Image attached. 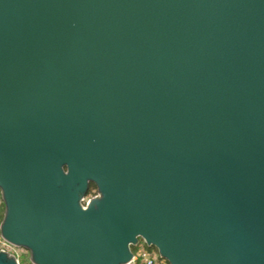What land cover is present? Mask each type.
Returning <instances> with one entry per match:
<instances>
[{
  "label": "water",
  "instance_id": "water-1",
  "mask_svg": "<svg viewBox=\"0 0 264 264\" xmlns=\"http://www.w3.org/2000/svg\"><path fill=\"white\" fill-rule=\"evenodd\" d=\"M0 193L30 264H264V0H0Z\"/></svg>",
  "mask_w": 264,
  "mask_h": 264
},
{
  "label": "built area",
  "instance_id": "built-area-1",
  "mask_svg": "<svg viewBox=\"0 0 264 264\" xmlns=\"http://www.w3.org/2000/svg\"><path fill=\"white\" fill-rule=\"evenodd\" d=\"M2 208H3V202L1 199V193H0V212L2 211ZM9 249L13 250L14 248L7 245L4 241H2L0 237V251L10 253ZM131 264H160V261H159V256L157 252L150 251V249H148L144 244H141L139 246L138 253L137 255H134V258Z\"/></svg>",
  "mask_w": 264,
  "mask_h": 264
},
{
  "label": "rangeland",
  "instance_id": "rangeland-1",
  "mask_svg": "<svg viewBox=\"0 0 264 264\" xmlns=\"http://www.w3.org/2000/svg\"><path fill=\"white\" fill-rule=\"evenodd\" d=\"M96 195H97L96 190H92L90 196H88L86 201L95 197ZM9 252L16 256L17 260L19 261V264H30V260H29L30 256L26 251L19 249H13V250L9 249Z\"/></svg>",
  "mask_w": 264,
  "mask_h": 264
},
{
  "label": "trees",
  "instance_id": "trees-1",
  "mask_svg": "<svg viewBox=\"0 0 264 264\" xmlns=\"http://www.w3.org/2000/svg\"><path fill=\"white\" fill-rule=\"evenodd\" d=\"M92 190H96V188H95L94 186H91V187H90V191H89V195H88V196H90ZM3 215H4V205H3L2 211L0 212V223L2 222ZM139 246H140V245H139ZM138 250H139V247H138V248H133V249H132L133 254H134V255H137ZM150 251H154V250H151V249H150ZM155 252H156V251H155ZM159 261H160V264H168L167 262L162 261L160 258H159Z\"/></svg>",
  "mask_w": 264,
  "mask_h": 264
}]
</instances>
